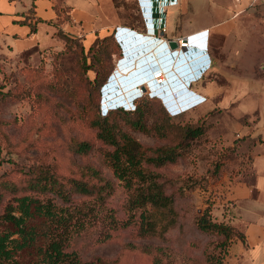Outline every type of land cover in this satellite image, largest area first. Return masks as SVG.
Returning a JSON list of instances; mask_svg holds the SVG:
<instances>
[{"label":"rangeland","instance_id":"1","mask_svg":"<svg viewBox=\"0 0 264 264\" xmlns=\"http://www.w3.org/2000/svg\"><path fill=\"white\" fill-rule=\"evenodd\" d=\"M29 1L17 0L16 4L23 8ZM71 1L76 12L89 10L83 0ZM112 2L119 24L144 30L134 0ZM202 3L195 16L209 18L212 3ZM82 37H68L65 45L60 40V44L39 50V60L0 70V213L6 203H14L21 194L48 197L57 205H74L82 200L93 204L91 195L71 192L70 199L63 201L54 193H37L27 184L41 170L51 172L63 187H69L73 179L96 184L99 181L95 177L83 172L90 166L108 179L112 188L102 206L90 207L84 217L85 226L68 237L65 249L76 251L82 264H207L205 254L222 256L219 241L223 235L199 229L197 220L202 215L232 226L233 200L220 201L223 182L226 178L246 183L251 179L250 148L258 136L241 133L248 131L242 121L247 125L249 120L254 121L255 112H249L258 108L257 125L264 134V68L258 65L264 60V52L245 50L237 58L229 52L227 61L236 66L221 63L227 81L207 69L205 75L190 83L206 99L170 118H166L159 98L144 100L142 105L146 109L141 119L146 131L130 126L132 115L113 114L116 127L134 142L123 147L116 158L110 155L113 147L96 137V128L90 122L100 104L99 91L104 79L101 84L99 80L108 68L109 72L116 69L121 49L114 47L112 36L88 51L91 36ZM81 57L90 66L86 71L81 68ZM95 69L100 75L98 80L92 79ZM211 79L217 83L214 87L222 91L213 97L199 90ZM146 92L136 96L132 103L140 96L149 97ZM98 110L101 113L99 107ZM197 124L202 126L201 134H184V127ZM155 125H161L160 133ZM81 141L88 144L84 151L76 149ZM175 143L179 153L173 161L160 165L148 161L155 146ZM261 149L263 145L253 147V151ZM133 167L156 176L171 197V208L146 204L133 209L131 219L123 224L128 216L123 180ZM141 211L153 224L151 230L139 227ZM41 219L33 213L27 221L39 232ZM13 229L0 218V233Z\"/></svg>","mask_w":264,"mask_h":264},{"label":"crops","instance_id":"2","mask_svg":"<svg viewBox=\"0 0 264 264\" xmlns=\"http://www.w3.org/2000/svg\"><path fill=\"white\" fill-rule=\"evenodd\" d=\"M0 1V70L25 61L39 60V50L49 45L60 44L61 39L54 33L56 28L53 21L56 14L52 8V0H30L29 5L23 8L16 4L17 0ZM83 1L84 6L88 7L89 10L76 12L74 3L71 0H64L70 6V18L60 24L62 30L83 37L90 35V41L95 35L101 36L112 32L120 43L126 41L129 30L141 35H153L151 33L152 27L148 28L147 33H145V30L119 24L112 0ZM202 1L173 0L164 3V32H154L155 38L160 40L179 37L186 40H184V43H182V39L180 40L179 53L183 54V57H187L185 65L190 71L193 67L194 55L192 52L183 51L182 48L188 47L191 49L193 47L198 49L201 46L205 48L209 56V64L197 68L200 74L194 76L196 69L191 71L190 74L186 70L182 71L181 66H177L178 60L172 66V71L178 70L175 76L179 77L180 80L191 78L189 84H187L189 85L188 89L199 96L201 94L191 88L190 83L201 78L203 74L205 75L207 69L222 75L227 81L220 67L224 61L229 62L230 66H236L234 62L227 61L229 52H234L236 58L237 56L240 57L245 50L251 49L264 52V0H230L227 3H224L223 0H204L205 3L206 1L212 3L209 18H198L195 13L201 9ZM104 3L106 9H104ZM187 13H190L191 16L185 17ZM23 17H27L26 20L33 25L32 29L27 22L18 21ZM146 45H143L141 49H144ZM120 49L121 54L117 59L118 62L124 60L127 56L126 62L131 61V56L135 53L124 55L121 47ZM263 62L264 60L258 62L262 69L264 68ZM117 71L120 72V70ZM170 79L171 82H166L164 86L177 93L181 85L183 86V82L176 84L172 81V77L169 78V81ZM144 80L142 81L143 85L145 84ZM212 82L213 85L210 84ZM139 83L135 81L134 84H138V87H140L142 83ZM215 84L217 83L213 79L207 80L205 85L199 86V90L213 97L216 93H222L214 87ZM151 85H153L152 81ZM150 87L148 93L152 91ZM110 93L114 98L118 97L114 96L115 93L113 94L112 91ZM126 93L127 91L125 96ZM175 93L172 95L176 96ZM179 97L181 95L176 98ZM200 99L205 100L206 97L202 96ZM181 101H184V99H181ZM210 102L215 104L212 100ZM253 112L256 114L255 120H249L250 124L248 125L243 124L248 131L241 132L250 135L255 133L260 138L252 143L250 148L253 181L252 183H246L241 180L226 178L223 182V196L220 198L216 195V198H220L222 202L227 199L233 200V205L230 207L233 215L231 223L244 234V242L238 238H234L229 242L223 256L224 264H264V149L253 151V147L256 145L264 146V134L260 131L262 130L261 126L257 125V122H259L258 108L251 110L249 114Z\"/></svg>","mask_w":264,"mask_h":264},{"label":"trees","instance_id":"3","mask_svg":"<svg viewBox=\"0 0 264 264\" xmlns=\"http://www.w3.org/2000/svg\"><path fill=\"white\" fill-rule=\"evenodd\" d=\"M52 8L56 14L53 21L56 28L54 33L64 41L62 45H65L68 37H80L76 34L62 30L60 26L62 22L70 18V6L66 4L64 0H52ZM26 19L27 17H23L18 21L27 22L32 29L33 25ZM112 36V32L101 36L96 35L87 45L86 50H91L96 44H101L104 42V39ZM114 47L116 49L120 48L116 41H114ZM104 48H106L105 44ZM110 52L111 51H107V54H110ZM80 64L84 71L90 68L89 64H86L85 57H81ZM109 70L110 68H108L104 73V76L99 80L100 84L103 82V79L105 81L110 73ZM99 76V73L95 69L93 71L92 79L98 80L100 79ZM148 99L158 100L154 96L148 97L143 95L137 99L132 108L114 106L109 107L105 112L100 111L101 113H99V105H97L96 116L91 120L90 124L96 128V137L113 147L110 154L111 157L114 156L118 158V155L124 149L123 147H127L134 143L130 135L116 127L112 115L115 113L132 115L133 118L130 121V126L132 128L146 131L147 128L142 122L141 116L146 109V107L142 105V102ZM161 108L166 118L172 116L168 114L163 105H161ZM242 122V124H246L244 121ZM154 128L156 132L159 133L162 130L161 125H155ZM202 130L200 124L193 127L187 125L184 127V134H188L190 137H195L201 134ZM256 136H258L257 139H260L259 135ZM242 137L243 136L240 138ZM234 140H236V138ZM234 140L232 141L234 142ZM87 147L88 144L84 141L78 142L76 145V149L79 151H84ZM176 147L177 143L173 145L155 146L147 159L154 165L163 164L165 161H173L179 153L178 150H176ZM83 172L95 177L99 182L96 184H88L86 181L73 179L69 187H63L51 172L41 170L38 172L37 176L30 178L27 184L30 189L37 191V193H54L63 201H68L70 199L71 192L91 195L93 198V204H88L86 201L82 200L74 205H57L48 197L38 198L37 196L33 197L30 194H21L14 199V203H6L4 205L3 210L0 213V218L12 225L14 229L11 232L2 231L0 233V264H82L76 251L65 249L68 237L71 233L76 232L85 226L84 217H86V213L89 209L91 210L90 207L94 205L102 206V203L112 188L110 181L98 174V171L95 168L86 166L85 171ZM250 173L251 179L247 183H252L254 178L253 171ZM155 177L154 174L146 175L139 168L133 167L131 168L130 173L124 178L123 185L127 190L125 208L128 216L127 219L122 222L123 224L131 219L133 209L144 208L146 204L157 207H167L168 209L171 208L172 200L170 195L164 192L162 183L157 181ZM14 210L19 211L18 214H14L12 212ZM33 213L42 216L39 232L34 229V227L29 226L27 221ZM139 216V227L144 231L151 230L153 224L148 222L146 215L141 211ZM197 227L204 231H212L215 234L223 235V238L219 241V245L223 248L222 256H219V254L216 256L205 254L204 257L207 264H213L214 261H216V264H224L223 256L232 239L238 238L244 242L243 232L234 225L231 226L224 222L205 218L201 215L197 220ZM12 233H16V236H11ZM97 261L99 262V259H97Z\"/></svg>","mask_w":264,"mask_h":264},{"label":"bare ground","instance_id":"4","mask_svg":"<svg viewBox=\"0 0 264 264\" xmlns=\"http://www.w3.org/2000/svg\"><path fill=\"white\" fill-rule=\"evenodd\" d=\"M147 31H148V28H147ZM146 36L149 39V42L145 46V49H143L137 55H135V54L132 55L131 56V62L129 64H127L125 66H122V62H117L116 69H115V71L117 72V75H115L114 78L116 79V82H117L118 86H117V88H113V86L110 84L111 87H110V85L107 87L108 93L106 95H104V96L107 97V99L104 100V103L111 102L113 99H115V98H112L113 95L110 93L111 91L113 92V94L115 93L114 96L121 95L122 98L126 101L125 103H128L129 102V100H128L129 95H134L136 93L139 94L140 87H138L139 86L138 84H134L135 81L136 82L138 81V82L142 83L143 79H145L144 80V83H145L144 87H145V91H146L147 88L152 86L151 85V81L153 83V80L154 79L156 80V78H157V77H154V79H153L150 76V73L147 72V69H150V67L153 64H155L156 67H157L156 71L159 70L162 73V77H159V81L156 82V84H158L157 87L155 89H153V90H156V93H155L154 96L157 97V98L163 99L164 97H166V96H163V95H169V94L172 95V94L175 93L174 91H171V89L169 90L168 87L164 86L166 84V82H171V79L169 81L170 77H172V81L174 83H176V84H178L180 82H184V80L187 79V78H184V80L183 79L180 80L179 77L175 76L178 73V70L172 71L173 63L178 60L177 66H181V68H182L181 70L182 71L186 70V72H187V68H186V65H185L186 64V60L185 61L184 60L180 61L179 58L177 57V55H175L173 57H164V55L160 53V51L158 50V47H157L158 42L162 41V40L155 38L156 35H154V36L153 35H149V36L146 35ZM157 37H159V36H157ZM181 39L185 40L182 37H181ZM182 49H183V51L186 50L188 52H192V51H190V48H188V47H183ZM126 50L128 51L129 49L128 48H124V53H126ZM179 50H180V41L178 43V47H177L176 51L178 52ZM130 54H133V53L132 52L128 53V55H130ZM125 63H126V60H125ZM117 70H120V72L118 73ZM180 76L182 77V75H180ZM149 78H150V80H149ZM146 79H148V80H146ZM188 84H189V81H188ZM188 86L189 85H187V87ZM120 87H122V88H120ZM169 87L171 88V86H169ZM116 90H118V93H116L117 92ZM126 91H127V93H126L127 97L125 96V92ZM175 95L176 96L172 95V97L175 100L177 99L175 101L176 104H178V102H181V99H185L186 98V97H184V94L181 93V87L178 89V91H177V93H175ZM178 95H181V97L176 98ZM199 98H200V96L198 97V99ZM193 105H191V106H193ZM179 106L180 105L178 104L177 107H179ZM191 106H188V107L183 108V109H178L177 110L178 112H176V111L175 112L179 113L181 111H184V110L188 109ZM176 113H174V114H176Z\"/></svg>","mask_w":264,"mask_h":264},{"label":"built area","instance_id":"5","mask_svg":"<svg viewBox=\"0 0 264 264\" xmlns=\"http://www.w3.org/2000/svg\"><path fill=\"white\" fill-rule=\"evenodd\" d=\"M136 3V6L138 8V11L140 13V16L142 18L143 21V25H144V30L145 33H147V28H151L152 27V34H154V32H164L165 29V21H164V3L166 2H170L173 0H134ZM189 35H196V34H189ZM114 40L119 44V46L121 47V43L120 41L117 39V37L115 36V34H113ZM181 37L176 38L177 42L179 43ZM162 42L166 43V39H162V41H159L157 44L158 50L160 51L161 54H163L164 56L166 55L165 48L167 47H162ZM184 43V40L183 42ZM118 61H116L117 63ZM193 69L191 68V71L195 70V72L197 71V68H202L203 66H207L209 64V56L205 50V48H203L202 46L198 49H195L194 52V57H193ZM114 69V68H113ZM157 67L155 64H153L150 69H147L148 73L153 72V78H156V81H159V77H162V73L158 70L156 71ZM191 71L187 68V73H191ZM194 72V73H195ZM193 74V73H192ZM200 74V73H199ZM145 90H141L139 91V94H135L134 96L131 97L130 101L127 104L121 105L124 108H132L133 107V98H135L136 96H139L142 92H144ZM147 93V92H146ZM149 96H153L150 93H148ZM196 97H193V96ZM184 97L186 98H191L193 100V104L195 103H200L202 102L203 99H200L202 96H200V98L198 99L199 95L198 94H188L186 93L184 95ZM185 98V99H186ZM205 98V97H204ZM132 100V101H131ZM163 104V103H162ZM190 105V106H191ZM116 105H110L108 103H104V101L102 99H100V104H99V108L101 112H105L106 109H108L109 107H114ZM163 106L165 107V109L167 110V112L170 115H174V113L178 112H171L168 108H166V106L163 104Z\"/></svg>","mask_w":264,"mask_h":264},{"label":"water","instance_id":"6","mask_svg":"<svg viewBox=\"0 0 264 264\" xmlns=\"http://www.w3.org/2000/svg\"><path fill=\"white\" fill-rule=\"evenodd\" d=\"M148 42H149V39L147 38L146 35H141L139 33H135L132 30H129L126 41L124 40V41L121 42V48L123 50V54L126 55V54H128L130 52H134L135 54H137V53H139L140 51L143 50V49H141L142 46L148 44ZM124 43H126V44H124ZM166 45H167V47H166ZM162 47H166L165 48V51H164L166 53V55L164 57H173V56L177 55V57L179 58L180 61L185 60L187 58L186 56L183 57V54H180L179 51L178 52L176 51L177 50V47H178V42H177L176 38H167L166 39V43H163L162 42ZM124 48H128L129 50L128 51L126 50V53H124ZM190 51H192V54L194 55L195 49L193 47L190 49ZM127 57H125V59ZM125 59L122 60V61L120 60V62H122V66H125V65H127V64H129L131 62V61H127L125 63L124 62ZM198 71L199 70H197L194 73V76H196V75H198L200 73V71L199 72ZM115 75H117V72L115 71V69H112L110 71V73L108 74V76L106 77V79H105L102 87L100 88V96H101V99L103 101L105 99H107V97L104 96V95H106L108 93L107 87L110 84L112 86H114L113 88H117V86H118V84L116 82V79L114 78ZM150 76L153 78V72L150 73ZM189 80L186 79L183 82V86L181 85V93H183L184 95L186 93H188V94H192L193 93L187 87V84H188V81ZM156 82L157 81L154 79L153 80V85L150 87V89H152V91H149V93L151 95H153V96L156 93V90H153V89H155L157 87V85H158V84H156ZM140 88H141V90H145V87H144L143 84H140ZM116 93H118V91ZM134 95L129 96L128 97V100L130 101L131 97L134 96ZM163 96H166V97H164L163 99H160V100L166 106V108H168L171 112H175L178 109L186 108L187 106H189V105H191L193 103V100L191 98H186V99H184V101L178 102V104L180 106L177 107L178 104H176V102H175L177 99L176 100L173 99V97H172L171 94H169V95H163ZM193 97H196V96L194 95ZM125 102L126 101L122 98V96L119 95L118 97H116L115 99H113L111 102H108V104H110L111 106L112 105L121 106V105L127 104Z\"/></svg>","mask_w":264,"mask_h":264}]
</instances>
